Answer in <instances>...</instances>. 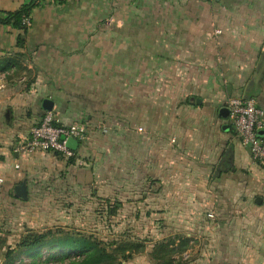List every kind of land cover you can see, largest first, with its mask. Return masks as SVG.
<instances>
[{
	"label": "crops",
	"instance_id": "0c3cea01",
	"mask_svg": "<svg viewBox=\"0 0 264 264\" xmlns=\"http://www.w3.org/2000/svg\"><path fill=\"white\" fill-rule=\"evenodd\" d=\"M27 2L0 0V12ZM231 98L264 110V0H40L26 32L0 24V191L62 172L90 187L114 153L135 182H202L212 252H264V169L220 116ZM44 100L87 128L72 159L16 151Z\"/></svg>",
	"mask_w": 264,
	"mask_h": 264
},
{
	"label": "rangeland",
	"instance_id": "374dc122",
	"mask_svg": "<svg viewBox=\"0 0 264 264\" xmlns=\"http://www.w3.org/2000/svg\"><path fill=\"white\" fill-rule=\"evenodd\" d=\"M109 160L114 170L105 175L97 170L90 187H80L62 172L38 179L34 189L26 187L25 200L13 189L0 191V264H67L78 259L75 251L54 245L31 252L18 249L31 233L85 237L107 250L121 242L138 246L131 258L115 264H264V252H212L210 236L201 234L197 221V183L202 182L190 180L191 174H177L166 183L135 182L131 173L115 171L114 153ZM230 209L235 215L241 211L235 205Z\"/></svg>",
	"mask_w": 264,
	"mask_h": 264
},
{
	"label": "built area",
	"instance_id": "2783aa9c",
	"mask_svg": "<svg viewBox=\"0 0 264 264\" xmlns=\"http://www.w3.org/2000/svg\"><path fill=\"white\" fill-rule=\"evenodd\" d=\"M24 24L29 26V19H25ZM225 107L241 144L264 169V135H259L264 131V110L254 99L248 98H231ZM69 139L75 140L78 146L84 143L87 139L86 126L82 123L64 125L52 111H46L40 121L31 127L28 140L16 151L52 153L69 160L77 152L67 147Z\"/></svg>",
	"mask_w": 264,
	"mask_h": 264
},
{
	"label": "trees",
	"instance_id": "16d2710c",
	"mask_svg": "<svg viewBox=\"0 0 264 264\" xmlns=\"http://www.w3.org/2000/svg\"><path fill=\"white\" fill-rule=\"evenodd\" d=\"M39 1L40 0H28L26 4L14 12H0V24L11 25L16 29L22 30L23 33L26 32L29 26L24 24V20L29 19L30 21L31 14L39 4ZM51 1L61 2L62 0ZM22 44L23 36H19L17 39V45L20 47ZM72 161L73 160H70L69 163H72ZM52 245L59 248H67L76 252L78 259L67 264H115L118 259H129L132 254L138 252L137 245L127 242H121L112 250H107L104 246H101L99 242L89 238L75 237L70 234H65L56 238L51 236L50 233H31L25 236L21 242H19L17 247L25 252H31L42 246Z\"/></svg>",
	"mask_w": 264,
	"mask_h": 264
},
{
	"label": "water",
	"instance_id": "95a60500",
	"mask_svg": "<svg viewBox=\"0 0 264 264\" xmlns=\"http://www.w3.org/2000/svg\"><path fill=\"white\" fill-rule=\"evenodd\" d=\"M43 108L46 110V111H51L52 109V104L50 101L48 100H44L43 101ZM220 116L223 118V119H227L228 118V109L227 108H222L220 110ZM228 126H223V129H227ZM264 132H260L259 135H263ZM67 147L73 151H75L78 147V143L73 140V139H69L67 141ZM14 191L16 192V196L19 198V199H23L25 200L26 199V190L24 188V186H18L14 189Z\"/></svg>",
	"mask_w": 264,
	"mask_h": 264
}]
</instances>
